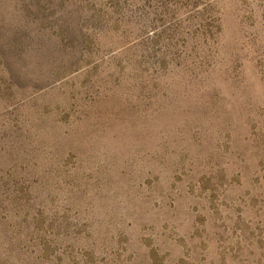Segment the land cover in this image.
I'll return each mask as SVG.
<instances>
[{
	"label": "rangeland",
	"instance_id": "rangeland-1",
	"mask_svg": "<svg viewBox=\"0 0 264 264\" xmlns=\"http://www.w3.org/2000/svg\"><path fill=\"white\" fill-rule=\"evenodd\" d=\"M0 264H264V0H0Z\"/></svg>",
	"mask_w": 264,
	"mask_h": 264
}]
</instances>
